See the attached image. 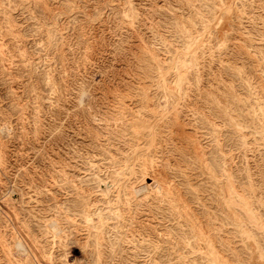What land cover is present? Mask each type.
<instances>
[{
    "label": "rangeland",
    "instance_id": "rangeland-1",
    "mask_svg": "<svg viewBox=\"0 0 264 264\" xmlns=\"http://www.w3.org/2000/svg\"><path fill=\"white\" fill-rule=\"evenodd\" d=\"M0 264H264V0H0Z\"/></svg>",
    "mask_w": 264,
    "mask_h": 264
},
{
    "label": "bare ground",
    "instance_id": "bare-ground-1",
    "mask_svg": "<svg viewBox=\"0 0 264 264\" xmlns=\"http://www.w3.org/2000/svg\"><path fill=\"white\" fill-rule=\"evenodd\" d=\"M150 55H151V54H150ZM155 183H157V185H158V182H157V181L153 182V185H155ZM160 184H161V183H160ZM153 185H150V187L152 188ZM162 187H163V184H162ZM149 189H150V188H149ZM158 190H159V187H158ZM158 190H157V191H158ZM17 248H18L22 253H24V254L27 253L26 248L22 245L21 242H18V243H17Z\"/></svg>",
    "mask_w": 264,
    "mask_h": 264
}]
</instances>
